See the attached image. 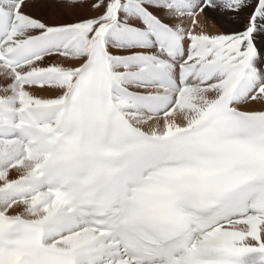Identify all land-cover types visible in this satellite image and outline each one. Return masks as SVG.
<instances>
[{
  "label": "snow or ice",
  "instance_id": "obj_1",
  "mask_svg": "<svg viewBox=\"0 0 264 264\" xmlns=\"http://www.w3.org/2000/svg\"><path fill=\"white\" fill-rule=\"evenodd\" d=\"M0 264H264V0H0Z\"/></svg>",
  "mask_w": 264,
  "mask_h": 264
},
{
  "label": "bare ground",
  "instance_id": "obj_2",
  "mask_svg": "<svg viewBox=\"0 0 264 264\" xmlns=\"http://www.w3.org/2000/svg\"><path fill=\"white\" fill-rule=\"evenodd\" d=\"M86 14L92 15L94 13H86ZM52 16H55V15H52ZM208 21L207 20H202V23L204 24L206 31H208L210 33H215V32H219V31H223V29L218 24H215V25L218 26V27H216L215 25H213V23H209Z\"/></svg>",
  "mask_w": 264,
  "mask_h": 264
},
{
  "label": "rangeland",
  "instance_id": "obj_3",
  "mask_svg": "<svg viewBox=\"0 0 264 264\" xmlns=\"http://www.w3.org/2000/svg\"><path fill=\"white\" fill-rule=\"evenodd\" d=\"M56 20V17L55 16H51V18H50V22H52V21H55ZM208 21V20H207ZM209 23H213L212 21H208ZM213 25H215L214 23H213ZM216 27H218L217 25H215ZM219 29V28H218Z\"/></svg>",
  "mask_w": 264,
  "mask_h": 264
}]
</instances>
